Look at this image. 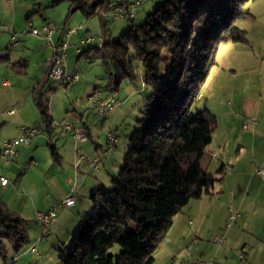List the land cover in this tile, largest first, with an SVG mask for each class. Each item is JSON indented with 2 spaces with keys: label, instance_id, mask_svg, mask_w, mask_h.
Returning <instances> with one entry per match:
<instances>
[{
  "label": "trees",
  "instance_id": "1",
  "mask_svg": "<svg viewBox=\"0 0 264 264\" xmlns=\"http://www.w3.org/2000/svg\"><path fill=\"white\" fill-rule=\"evenodd\" d=\"M250 1L162 0L143 23L130 21L127 30L107 39L101 14L110 0H69L70 13L98 18L102 44L87 52L102 62L105 94H117L127 83L141 88L142 96L121 165L108 186L99 185L90 194L91 211L56 249L58 264H151L173 217L190 200L209 194L216 179L202 157L216 119L208 109L194 112L192 107L215 65L218 45L247 43L236 22L250 17L244 10ZM6 62L0 57V64ZM25 67L19 62L10 69L23 75ZM49 81L45 72L31 100L40 115L37 130L46 132L57 161L53 119L43 95ZM27 224L0 197L3 260L7 248L19 253L27 245ZM114 247L117 253L111 252Z\"/></svg>",
  "mask_w": 264,
  "mask_h": 264
},
{
  "label": "crops",
  "instance_id": "2",
  "mask_svg": "<svg viewBox=\"0 0 264 264\" xmlns=\"http://www.w3.org/2000/svg\"><path fill=\"white\" fill-rule=\"evenodd\" d=\"M27 7L16 4L14 0H0V57L7 58L6 63L0 64V90L9 98L6 102H2V97L0 100V141L15 137L22 126L37 128L40 125V115L31 100V94L33 88L45 76L48 49L42 46L43 42L40 38L27 34L19 36L15 43H11L9 32L10 30L18 32L16 27H19L20 32L26 29V24L18 20V10L26 9L25 16L29 19L32 10ZM49 21L48 18H41L40 24ZM79 22L84 25L79 24L82 29L74 35L75 38L100 36L97 17ZM254 22L255 25L245 32L247 43L224 45L226 46L223 47L226 51L224 61L220 62L217 59L215 62L217 69L227 67L224 72L234 74L232 78L238 71L245 76L243 87H237L238 91L232 88L230 92L233 97H239L238 109L242 108L244 111L250 109L251 112L255 110L254 114L245 117L255 118L257 122L249 127L255 129L249 140L250 152L242 155L243 149L238 145L237 156L230 163L225 156L220 157L221 160L217 159L221 154L219 152L224 153L225 142H221V146H217L219 147L217 149L212 148L209 153L211 160L205 166L211 173L209 166L213 163V159L217 160L215 161L217 176L214 177L211 173L216 181L209 194L190 200L173 217L164 238L154 251L151 264H198L207 261H211L212 264H239V253L245 256L248 264H264V184L253 183L245 178V170L253 171L257 167H264V138L259 136V133L264 134V131H261L264 130V28L257 23L256 18ZM63 31V28L57 29L52 40L54 42L62 40ZM82 57L87 62L94 59L92 53L87 51H83ZM19 62L26 66L23 70L24 74L20 75L22 78H28V71L32 65L41 68V71L36 73L35 80H32L26 92L24 91L23 98L20 97L19 84L11 83L14 72L10 66ZM65 67H68L66 62ZM94 68H98L96 61L91 63V71L85 72L83 77L80 76L78 83L68 90L69 95L73 92L76 94L77 91L89 94L97 90L108 96L102 88L94 86L95 82L100 80L92 71ZM76 70L77 68L69 71L77 73ZM51 83L49 81L45 87L48 94H45L44 89L43 95L45 99L49 95L46 100L53 119L52 144L56 149L57 161L50 155L46 132L40 130L28 146L18 149L17 157L11 165L3 167L0 163V175L8 180L4 187H0V197L12 212L28 221L27 235L35 240L36 244L50 235L55 237L58 244L65 241L66 237L72 235L81 218L91 211L90 194L99 185L108 186L110 179L115 176V171L116 173L118 171L115 165L108 167L103 163L106 153L110 152L106 150V134L111 131L110 127L116 126L124 119L126 113L122 106L127 99L133 93L142 96L141 88L122 83L124 87L126 86V97L119 98V94H116L121 103L107 116L108 126L101 130L105 145V149H102L103 147L93 142L98 137L91 129L97 122L96 116L92 117V113L83 109L81 105L75 106L74 101L68 103L69 107L62 101H54L53 104L50 101L51 92H55L58 88ZM77 97L75 95V100ZM59 110L62 112V120L56 114ZM63 124H70L72 128L64 132ZM127 126L129 129L126 135L133 124ZM80 130L86 133L87 141L84 143H78L73 137V133ZM215 130H218L217 122ZM125 140L124 148L128 146L126 136ZM211 144L212 141L205 150ZM99 150H103L102 158L98 157ZM31 162L34 164L31 165ZM99 162L102 164L101 167ZM42 190L45 195H41L44 194ZM69 194L75 195L76 202L71 207L59 209L57 217L44 233L39 224L32 220L33 214L37 211H48ZM26 195L31 197L29 201L24 200L27 198ZM20 196L25 198L21 200ZM229 209L238 211L239 217L226 233L224 243L220 246L215 245L211 240L215 236L222 235ZM194 239L198 240L195 244L192 243ZM32 247L36 249V246ZM30 248L28 247L27 250L29 251ZM32 254L39 257L37 249ZM13 258L15 260L11 264L17 261L16 256L11 260Z\"/></svg>",
  "mask_w": 264,
  "mask_h": 264
},
{
  "label": "rangeland",
  "instance_id": "3",
  "mask_svg": "<svg viewBox=\"0 0 264 264\" xmlns=\"http://www.w3.org/2000/svg\"><path fill=\"white\" fill-rule=\"evenodd\" d=\"M16 4H20L21 6L27 7L30 11L29 19L26 18L25 13L26 9L18 10V20L22 24H33L34 27H40L41 24V18H48L50 20L49 22L52 23L57 29L63 28L64 30L67 29H73L77 27L79 24L84 25L83 23H80L79 21H85L86 18L82 15L80 11H75L73 13H70V7H69V0H14ZM129 1H135V0H129ZM162 0H145V2L139 6L135 10V19L134 24L140 25L143 23L145 17L153 12L161 3ZM22 9V8H21ZM244 10L249 13L250 17L239 20L236 22V27L244 32H247L248 28L255 25L256 22L255 18L257 19V23L260 24L262 28H264V0H253L247 3L244 6ZM41 17V18H40ZM39 21V25H38ZM107 21V39H114L117 36H119L121 33H123L130 25V22L125 20H106ZM9 22V21H8ZM16 30L18 32H14L15 34L20 33L19 27H16ZM11 31V30H10ZM99 30V35L100 34ZM76 36H73L69 40L68 48L66 50V64L68 65V70L77 68V75L80 79V76L83 77L85 72L91 71V63L96 61L98 68H94L92 70L98 79H100L98 82H95L94 86L96 87H104L105 85V74H104V68L102 67V62L100 60L92 59V61H85L84 57H82L83 54L82 51H88L90 47H95L96 45H85L79 47V52L76 50L75 47L78 44ZM85 37V36H84ZM224 45H232L231 43H225V44H219L215 53L214 61L218 59V61H224V58L226 57V51L223 47H226ZM237 45V44H236ZM43 46V44H42ZM229 47V46H228ZM238 47V46H234ZM78 48V47H77ZM48 53L47 58H50L51 52L49 50H46ZM41 61H38L40 63ZM216 65V63H215ZM213 65L210 67L208 71V75L206 78V81L204 85L201 88L200 96L196 103L193 105L192 110L198 111L203 108L208 109L216 119V122L218 123V130H215L212 134V144L210 147H208L204 151V155L202 157V165L205 166L208 161L211 160L209 157V153L211 152L212 148H219L217 146L220 145L221 142L224 143V153L221 151L219 152L220 156H218V160H221V158H224L228 160V162L232 163V160L236 158L237 153L236 149L238 145H241V148L243 151L241 152L242 155L249 154L250 152V146H249V140L252 132L255 131V129H248V130H242L241 125L243 123V120L246 116H250L248 114H254V111H244V109H238L237 105L239 102V97H233L230 90L233 88L236 91H238L236 88H242L245 81V76L241 71H238L237 74L232 78L234 74L224 72V70L227 69V67H220L222 69H217L216 66ZM137 71L139 74H141L142 69L137 64ZM226 68V69H225ZM39 70V71H38ZM41 71V68L36 66H31L30 70L28 71V78H22L20 75L13 73L12 76V84H16V82L19 84L18 89L21 92L20 97L23 98L24 91L26 92L27 88L30 85V82L32 80H35L36 73L38 74ZM24 77V76H23ZM1 80V79H0ZM79 81V80H78ZM77 81V83H78ZM140 82V80H138ZM1 83V81H0ZM52 84V83H51ZM54 87L55 84H53ZM76 85V84H75ZM1 87V85H0ZM126 87V86H125ZM125 87L122 84L120 87V90L118 92L119 98L126 97ZM73 88V87H72ZM1 89V88H0ZM3 89V88H2ZM59 89V90H58ZM55 92H51V100L54 104V101L60 102L62 101L64 105L69 107V102H73V104H76L75 106L81 105L83 109L87 110V97L88 95L100 92V91H92L89 94L87 92L81 93L80 91H77L76 94L74 92L72 94H68L69 91H65L63 89L58 88ZM71 89V88H70ZM69 89V90H70ZM91 90V89H88ZM87 90V91H88ZM4 93V91L0 90V100L2 102H6L9 100L7 96ZM81 93V94H80ZM45 94H48V90L45 89ZM68 94V95H67ZM75 95L78 96L75 100ZM80 96V97H79ZM2 97V99H1ZM49 95L46 96V99L48 100ZM141 97L138 94H134L127 99V102L123 104V110L126 113L124 116V119L121 122H118L116 126L110 127L111 131L115 134L116 141H115V147L110 152H107L105 155V158L103 159V163L111 167L112 165H115L117 167L116 170L121 165L122 162V156L123 152H125L127 146L124 148L125 143V136L126 132L129 129L127 124L129 126H132V124L135 123V119L140 116V110H141V103H140ZM246 112V113H245ZM61 110H59L58 113H56L58 116H60V120H62ZM92 113V112H90ZM65 114V113H64ZM92 113V117H93ZM96 116V115H94ZM96 124H93L91 129H93L92 132H96V135H98L97 138L94 139L93 142H96L98 145L103 147L102 149H105L104 145V137L103 134H101V130L106 128L105 126H108L109 118L108 117H98L95 118ZM105 124V125H104ZM264 131V130H261ZM260 138H264V134L259 133ZM221 146V145H220ZM217 152V151H216ZM226 154V155H225ZM103 150L98 151V157L102 158L103 156ZM122 155V156H121ZM243 158V157H242ZM216 159H213V163L209 166V171L213 174L214 177L217 175L216 172ZM101 163L99 162V166L101 167ZM254 171V170H253ZM252 169L245 170V178L247 180H250L253 183L257 184H264V182H261L259 178L255 177L253 175ZM116 174V171L114 175ZM45 195L46 193L44 190H42ZM27 196V195H26ZM25 196L19 197V199L23 200ZM31 197L27 196L24 200L29 201ZM235 211L234 209H232ZM236 213H239L238 211H235ZM240 214V213H239ZM234 224L232 225V227ZM230 229H225L222 231V235L225 237L226 233ZM28 237V235H27ZM68 237H66L67 239ZM65 239V240H66ZM35 240H32L30 236L28 237V243L27 245L21 250L19 253H14L10 248H7L6 253V260H3L0 257V264H11L10 260L12 257H17V261L15 264H58L57 256H56V249L59 246L57 241H55L54 236H48L44 238L40 243L36 244L34 243ZM58 244V245H57ZM36 246L37 254L36 256L32 253H29L27 250L28 247ZM118 248L114 247L112 248V253H117ZM39 259H38V258Z\"/></svg>",
  "mask_w": 264,
  "mask_h": 264
},
{
  "label": "built area",
  "instance_id": "4",
  "mask_svg": "<svg viewBox=\"0 0 264 264\" xmlns=\"http://www.w3.org/2000/svg\"><path fill=\"white\" fill-rule=\"evenodd\" d=\"M111 1H119L123 2V9L119 10H110L109 3L107 5L106 10L101 14L102 17L106 20H125V21H133L135 19V10L141 6L145 0H110ZM82 29V26L78 25L73 29H67L63 31V39L58 42H54L52 40V36L57 32V28L50 22L43 23L40 27H34L33 24H26V29L21 31L19 34H15L13 31L10 32V41L11 43H15L17 38L21 35H30L33 37H38L42 40L44 47H46L50 52L51 56L45 62V69L48 76V79L55 84L56 88L63 89L68 91L72 88L77 81L79 80L78 75L75 72H70L65 67L66 60V50L68 48L69 40L72 36L76 35L79 30ZM84 45H101V37L100 36H86L85 38H81L78 41L77 46L75 47V51L77 47ZM121 103L120 99L116 94H111L108 96H104L102 92L96 94L89 101H87V111L92 112L94 115L98 117H107L109 116L113 110L119 106ZM11 114V113H10ZM257 122L255 118L249 117L245 118L244 122L241 126L242 130H248L251 125H255ZM72 128L70 124H63L62 130L67 132ZM38 130L36 127H27L22 126L18 134L10 139H3L0 141V163L3 167H7L11 165L17 157L18 149L20 147L28 146L31 141L37 136ZM74 139L78 143H84L87 141L86 134L83 130L75 131L73 133ZM116 141L115 134L112 131L107 132L106 134V150L111 151L114 147ZM214 156V155H212ZM34 163L31 162V165ZM253 175L261 180H264V167H257L253 171ZM8 183V180L0 175V187H4ZM76 202V197L73 194H69L63 198H61L58 203L54 204L48 211L45 212H35L32 216V220L39 224L45 233L49 228L50 224L57 217V213L61 208H68L74 205ZM239 214L229 209L226 222L225 229H230L232 225L238 219ZM198 240L194 239L192 241L195 244ZM225 241V237L223 235L215 236L211 242L215 245H222ZM31 253H35L36 249L31 247L29 249ZM14 258L11 260V263L14 262ZM239 264H248L245 256L242 253L238 254ZM176 264H184V263H176ZM198 264H212L211 261L200 262Z\"/></svg>",
  "mask_w": 264,
  "mask_h": 264
},
{
  "label": "bare ground",
  "instance_id": "5",
  "mask_svg": "<svg viewBox=\"0 0 264 264\" xmlns=\"http://www.w3.org/2000/svg\"><path fill=\"white\" fill-rule=\"evenodd\" d=\"M109 9L110 10H119V9H123V2H119V1H111L109 2ZM134 20V19H133ZM30 24V23H29ZM101 44H102V40H101ZM85 46V45H84ZM97 47H100L101 45H96ZM81 47V46H80ZM80 48H77V51L79 52ZM100 92H95L92 93L90 95H88L87 97V101L90 100V98H92L93 96H95L96 94H99Z\"/></svg>",
  "mask_w": 264,
  "mask_h": 264
}]
</instances>
